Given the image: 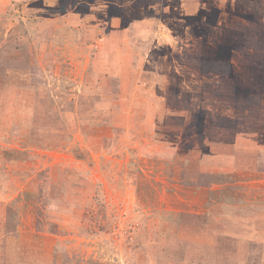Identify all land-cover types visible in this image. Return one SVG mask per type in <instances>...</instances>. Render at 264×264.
<instances>
[{
    "label": "rangeland",
    "instance_id": "1",
    "mask_svg": "<svg viewBox=\"0 0 264 264\" xmlns=\"http://www.w3.org/2000/svg\"><path fill=\"white\" fill-rule=\"evenodd\" d=\"M0 264H264V0H0Z\"/></svg>",
    "mask_w": 264,
    "mask_h": 264
}]
</instances>
